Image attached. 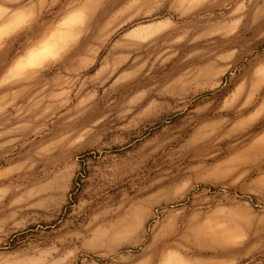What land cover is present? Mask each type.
<instances>
[{
    "label": "rangeland",
    "instance_id": "1",
    "mask_svg": "<svg viewBox=\"0 0 264 264\" xmlns=\"http://www.w3.org/2000/svg\"><path fill=\"white\" fill-rule=\"evenodd\" d=\"M25 1L0 0V264H264V0H137L47 41L62 0Z\"/></svg>",
    "mask_w": 264,
    "mask_h": 264
},
{
    "label": "crops",
    "instance_id": "2",
    "mask_svg": "<svg viewBox=\"0 0 264 264\" xmlns=\"http://www.w3.org/2000/svg\"><path fill=\"white\" fill-rule=\"evenodd\" d=\"M129 1L130 0H62L61 1L62 2L61 3V7H60V10L58 11V13L66 14L61 20V22L65 24V28L62 29L61 31L53 33L52 35L50 34V36H47V38H45L44 41H47V40L51 39L53 37V35L61 33V32L62 33H67L68 38L72 34V32H73L72 35L74 36L78 32L77 31L78 29H76L78 27H75L74 25L80 21V19L82 18V15H84L85 12L93 13L97 9L105 8V11L110 13L116 7V8L119 9L118 12L125 13L130 8H133V6L135 5L134 2L137 1V0H131L130 2ZM25 2H26L25 9H27V12L30 15V18L33 17L31 15H33L35 13H37V17H38V15H39L38 12H42L43 11V10H41L42 6L38 7L35 0H27ZM29 9H31V11H29ZM31 20H36L37 21L36 17H35V19L31 18ZM51 23H52V21H49V22L47 21L45 26H44V28L43 29H39V30H36L33 27L34 26L33 25L32 26L33 27L32 28V34H31L32 38L36 39V37H34V32H37V31H41L42 35H43L44 31L48 30L50 28V24ZM166 24H167V22L165 21V22L150 23L147 26L134 27L133 29H131V30L126 32L125 36L128 37V39L125 40L124 43L123 42L120 43V46H121V44H123V45L131 44L132 43V41H131L132 38L141 39V40L146 39L149 36H151L152 34H154L157 30H160ZM42 35H41V37H42ZM44 41H42L41 44ZM67 42H66V44H67ZM27 44H31V42L27 43V40H26L25 45H27ZM65 45H64V47H65ZM28 47H29V45H28ZM35 48H33V49H35ZM32 50H30V51H32ZM118 53L121 54V52H118ZM114 64H117V62H113V66H114ZM171 255H172V260H174L173 262L175 264L176 257L173 256L174 254H170L168 256V258H166V256L163 257L162 260L164 262H162V263L159 262V264H172L171 263V261H172L171 260ZM157 258L158 257H156L155 255L152 256V259L150 260V261H152V264H156L155 261H156Z\"/></svg>",
    "mask_w": 264,
    "mask_h": 264
}]
</instances>
